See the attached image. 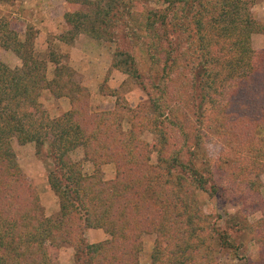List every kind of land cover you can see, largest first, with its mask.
Returning a JSON list of instances; mask_svg holds the SVG:
<instances>
[{
    "label": "trees",
    "instance_id": "1",
    "mask_svg": "<svg viewBox=\"0 0 264 264\" xmlns=\"http://www.w3.org/2000/svg\"><path fill=\"white\" fill-rule=\"evenodd\" d=\"M64 1L69 29L60 41L85 33L114 43V66H127L151 112L132 111L123 131L117 108L92 110L72 68L51 53L49 70L31 36L20 39L0 20V46L20 60L15 68L0 63V264H55L64 244L73 246L77 264H139L145 232L155 234L151 264H217L215 243L238 251L242 243L234 238L243 229L259 250L248 264H264V198L256 179L264 171V139L257 135L264 128V48L251 45L264 25L249 0ZM136 48L150 63L147 79L135 65ZM43 90L66 97L69 109L47 115L39 102ZM144 130L156 141L140 139ZM206 133L224 152L216 172L196 160ZM14 139L38 147L48 141L55 217L44 214L17 162ZM79 147L90 172L70 156ZM105 164L114 165L110 179L102 175ZM198 193L239 203L243 216H259L241 228L234 219L230 231L221 230L219 215L203 212ZM89 228L108 237L89 243Z\"/></svg>",
    "mask_w": 264,
    "mask_h": 264
},
{
    "label": "rangeland",
    "instance_id": "2",
    "mask_svg": "<svg viewBox=\"0 0 264 264\" xmlns=\"http://www.w3.org/2000/svg\"><path fill=\"white\" fill-rule=\"evenodd\" d=\"M249 2L253 17L259 24L264 25V0H249ZM66 9L64 0H0V20L7 21L10 28L19 34L20 39H25L27 35L31 36L37 56L47 61L49 70L54 67V63L50 61L51 53H54L62 64L72 68L73 79L88 90L90 108L94 111L117 108L120 127L123 131H127L132 120V111L141 107L140 109L145 112H151L147 93L131 76L130 71L126 70L127 66L124 63L114 66V43L92 38L85 33L77 35L72 43L60 41L59 36L69 29L63 19ZM251 45L255 50L264 48V33H253ZM134 56L139 73L143 79H147L150 63L143 49L136 48ZM0 63L11 68L20 66L19 58L11 50L2 46H0ZM39 102L41 109L51 117L62 115L70 107L66 97L53 96L48 90L41 92ZM205 108L206 113L208 104H205ZM207 134L199 139L196 160L200 167L206 165L216 172L217 160H221L224 152L221 144ZM257 135L264 139V128L259 127ZM140 139L149 145L156 141L155 135L149 130H144ZM47 145L48 141L46 145L39 147L34 142L20 144L16 139L12 142L17 162L36 189L44 214L55 217L58 214L59 205L48 184L47 177L53 168V163L47 156ZM70 156L73 160L81 162L86 171H91L92 164L85 161L81 147L75 149ZM226 156L231 158L233 154L226 153ZM150 157L155 162L156 151H152ZM200 161H206V164L201 165ZM101 170L104 179L114 176L113 164L102 165ZM256 179L260 181L259 190L264 198V171ZM197 199L204 213H210L214 218H218L219 215L216 222L221 230H229V224L233 223L234 219L240 220L241 228L246 221L249 223L259 216V213L243 216L239 203L226 202L215 196L207 197L204 193H198ZM85 236L89 243L100 242L108 237L102 229L94 228L87 229ZM234 239L242 243L238 251L230 252L228 249H220L215 243L218 252L217 264H248L257 259L258 245L252 239L248 229H243ZM140 241L139 264H151L155 234L142 233ZM73 252L72 245L60 246L55 251V264H77L73 260Z\"/></svg>",
    "mask_w": 264,
    "mask_h": 264
}]
</instances>
